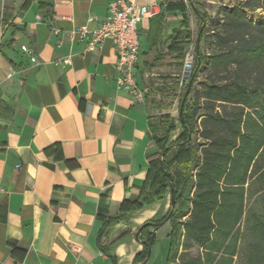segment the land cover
<instances>
[{
    "label": "crops",
    "instance_id": "1",
    "mask_svg": "<svg viewBox=\"0 0 264 264\" xmlns=\"http://www.w3.org/2000/svg\"><path fill=\"white\" fill-rule=\"evenodd\" d=\"M114 1L0 0V264H112L98 242L103 220L149 180L157 148L143 60L168 50L182 15L168 8L175 0H125L153 13L139 25L140 99L118 89L113 41L88 51L76 33L100 28ZM168 207L116 226L118 264H134L137 229Z\"/></svg>",
    "mask_w": 264,
    "mask_h": 264
},
{
    "label": "trees",
    "instance_id": "2",
    "mask_svg": "<svg viewBox=\"0 0 264 264\" xmlns=\"http://www.w3.org/2000/svg\"><path fill=\"white\" fill-rule=\"evenodd\" d=\"M234 1L216 18L199 15L203 26L191 73L193 85L187 99L188 86L182 85L179 95L180 107L184 103L179 138L167 147L178 130L170 114L160 117L158 129L151 123L157 150L149 158V180L137 201H124L120 214L103 220L98 242L112 264H118V258L104 243L105 237L115 226L129 222L133 213L167 194L174 198L175 208L140 228V240L147 244L134 264L146 260L156 228L163 222L172 225L168 264H237L246 221L248 233L262 230L261 239L254 238L247 248V264H264V212L252 218L247 212L250 188L264 178V21L250 17L264 8V0ZM168 8L182 15L168 51L178 53L184 62L193 43L190 31L186 41H179L183 29L189 27L186 6L179 1L169 3ZM204 47L210 52H204ZM164 59L157 49L152 67ZM170 89L166 83L149 82L146 96L153 107L163 110L172 104L157 101L155 92L161 96Z\"/></svg>",
    "mask_w": 264,
    "mask_h": 264
},
{
    "label": "rangeland",
    "instance_id": "3",
    "mask_svg": "<svg viewBox=\"0 0 264 264\" xmlns=\"http://www.w3.org/2000/svg\"><path fill=\"white\" fill-rule=\"evenodd\" d=\"M175 1L176 2L182 1L185 4L187 16L189 20V27L183 29L179 41H186L187 32L190 31L192 42H193L192 45L187 50V54L184 59V62L180 61V59L178 58V53H170L168 50L165 51L164 49H162L161 51L165 55V59L159 64H157L156 67H152V64H153V61L156 55L153 61L149 62L148 57L143 60L145 71H147L150 74L149 77H151L152 79L151 82H153L155 86L158 84L160 85L162 83H166V85H168L169 88H171L170 92H166V94H163V95L161 94V96L158 91L155 92L157 101H160V99H162L165 105H169V104H172V105L165 107V109L163 110H159L158 108L153 107L154 110H153V118H152L153 125L157 129L160 127V124H159L160 117L170 114V116L175 120L178 126V130H176L172 134L171 140L169 141L167 147L172 145L179 138L180 133H181L180 121H179L180 120L179 95L181 93L182 85H184V87L188 86V82L191 79V73L193 71V67L195 64V59L197 57V53H196L197 40L199 38L200 30H202V26H203V22L200 19L199 15L200 13H207L212 18H216L221 13H223V10L226 7H230L234 5L236 2L234 0H225V1H221V0H175ZM250 17H251V20L255 22L256 21L258 22L259 19H262L264 21V8L257 10ZM142 40L145 43V39H142ZM203 51L206 53H209L210 49H207L204 47ZM187 55H190L191 57L194 58L190 68L186 67ZM187 70L190 71L189 75L186 74ZM179 79H183L181 84L177 83ZM158 135L162 136V133L160 132ZM161 202L169 203V207H168L166 214L164 215L160 214V215L154 216L151 219L147 220L144 224H146L147 222L151 220H155V219L160 220L170 212L171 207H172L171 195L167 194L163 200L157 203H161ZM148 207L144 209H147ZM247 212H248V217L250 218H252V216L254 215H260L264 212V178L259 179L252 184L249 194H248ZM135 213L132 214V216L129 219V222H122V223L131 224ZM248 224L249 223L246 221L245 238L242 242L243 243L242 253L240 255L241 258L238 260L237 264H247L248 263L246 258H248L250 251L249 250L247 251V248H249V246L252 243H254L253 242L254 238L255 239L257 238V240L261 239L260 236H261L262 230H259L258 233L256 234L254 233L250 234L246 231ZM142 226H140L139 229ZM115 228L116 226L114 227V229ZM139 229H137L136 232H138ZM112 232L108 235V237H105L104 243L108 244L114 249L116 244L110 241V236ZM171 233H172V225L170 222H167L165 225H163L156 231L155 241L153 245L151 246V256H150L149 261L146 264H168L169 257H170L171 244H172ZM180 253H182V247L179 248V254ZM193 253L196 254L197 253L196 250H194Z\"/></svg>",
    "mask_w": 264,
    "mask_h": 264
},
{
    "label": "built area",
    "instance_id": "4",
    "mask_svg": "<svg viewBox=\"0 0 264 264\" xmlns=\"http://www.w3.org/2000/svg\"><path fill=\"white\" fill-rule=\"evenodd\" d=\"M153 15L148 6L136 3H127L125 0H116L109 5V13L100 28L91 31L88 25L81 27L76 33L81 39H88V51L100 48L106 40H112L118 56L117 59V85L119 90H126L140 99L144 92L136 82L134 72L140 61L139 25ZM90 18L89 22L94 21ZM22 50L36 59L33 52L26 46ZM194 58L187 55L186 67H191Z\"/></svg>",
    "mask_w": 264,
    "mask_h": 264
},
{
    "label": "water",
    "instance_id": "5",
    "mask_svg": "<svg viewBox=\"0 0 264 264\" xmlns=\"http://www.w3.org/2000/svg\"><path fill=\"white\" fill-rule=\"evenodd\" d=\"M198 47H199V46H198ZM189 73H190V71L187 70V71H186V74L189 75ZM184 82H186V81H184ZM192 85H193V79H191V80L189 81V83H188V89H187V93H186V95H185V99H187V97H188V95H189V93H190V91H191ZM183 105H184V103H183L182 106L180 107V111H179L181 121H183V119H184V118H183V114H184V111H183ZM172 186H173V182H172ZM171 208H172V209H171V213H172L173 210H174V208H175V200H174V198H172V207H171ZM168 219H169V218H168ZM166 223H167V222H163V223H161V224L156 228V231H157L160 227H162L163 225H165ZM136 239H137V241L143 243V245H144V244H147L146 242H142V241L140 240V229H139V231H138V233H137V235H136ZM150 256H151V248H150V252H149V255H148V257L146 258V260H145L143 263H139V264H146V263L149 261Z\"/></svg>",
    "mask_w": 264,
    "mask_h": 264
}]
</instances>
